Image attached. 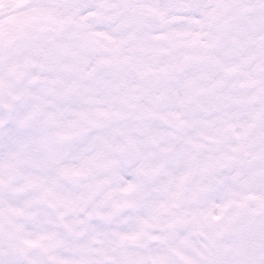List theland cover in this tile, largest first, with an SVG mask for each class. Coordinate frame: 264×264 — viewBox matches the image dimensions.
I'll use <instances>...</instances> for the list:
<instances>
[{
  "label": "snow or ice",
  "instance_id": "6c2138e0",
  "mask_svg": "<svg viewBox=\"0 0 264 264\" xmlns=\"http://www.w3.org/2000/svg\"><path fill=\"white\" fill-rule=\"evenodd\" d=\"M0 264H264V0H0Z\"/></svg>",
  "mask_w": 264,
  "mask_h": 264
}]
</instances>
